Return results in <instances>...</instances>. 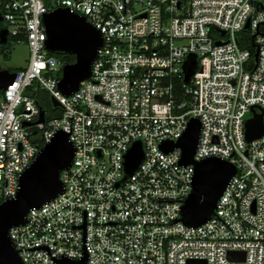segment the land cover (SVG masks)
Returning a JSON list of instances; mask_svg holds the SVG:
<instances>
[{
  "label": "built area",
  "instance_id": "2783aa9c",
  "mask_svg": "<svg viewBox=\"0 0 264 264\" xmlns=\"http://www.w3.org/2000/svg\"><path fill=\"white\" fill-rule=\"evenodd\" d=\"M56 8L102 35L90 76L69 96L58 89L63 64L45 45L43 16ZM0 16L8 44L29 49L0 98V202L15 196L56 131L74 146L63 191L9 229L23 264H264V133L244 135L253 106L264 122V0H0ZM190 55L197 67L185 82ZM35 86L59 115L45 116ZM192 118L200 122L193 159L236 169L196 227L179 220L194 167L180 162L179 148L160 147ZM136 141L143 157L125 177Z\"/></svg>",
  "mask_w": 264,
  "mask_h": 264
},
{
  "label": "water",
  "instance_id": "95a60500",
  "mask_svg": "<svg viewBox=\"0 0 264 264\" xmlns=\"http://www.w3.org/2000/svg\"><path fill=\"white\" fill-rule=\"evenodd\" d=\"M46 29V49L52 53L72 55L74 60L62 66L58 89L69 96L78 89L79 83L91 74L97 50L102 44L101 33L87 23L84 17L71 13L67 8H56L43 16ZM248 24L245 25L247 27ZM9 37L0 16V48L8 45ZM257 54L255 53V57ZM197 67L194 55L188 56L184 64V81L188 82ZM14 72L0 69V91L12 83ZM54 107L58 102L51 97ZM259 110V112L256 111ZM252 116L245 121V140L247 142L264 133L262 110L251 108ZM43 120V111L39 121ZM28 125V123H23ZM200 132L199 120L192 118L182 136L175 142H163L164 151L173 148L181 150L182 164H192L194 175L192 188L181 207L179 220L186 226H200L214 213L216 202L224 191L236 169L234 164L218 157H206L199 161L193 159ZM74 155V146L68 133L55 132L37 153L32 163L21 173L15 196L0 202V264H23L9 237V229L25 223L31 208H37L63 191L60 178L62 170L68 168ZM143 157L139 141L133 143L124 156L125 177L129 176ZM243 252H229V259H243ZM57 264H86L85 258L71 260L60 258ZM188 264H205L204 261H190Z\"/></svg>",
  "mask_w": 264,
  "mask_h": 264
},
{
  "label": "rangeland",
  "instance_id": "374dc122",
  "mask_svg": "<svg viewBox=\"0 0 264 264\" xmlns=\"http://www.w3.org/2000/svg\"><path fill=\"white\" fill-rule=\"evenodd\" d=\"M6 56L4 53H0V68L8 69L10 72H14L17 69L24 67L29 59V49L24 42H18L14 44H8L6 46ZM2 96V91H0V98ZM47 103L46 117H50L55 110L51 103L50 97Z\"/></svg>",
  "mask_w": 264,
  "mask_h": 264
},
{
  "label": "trees",
  "instance_id": "16d2710c",
  "mask_svg": "<svg viewBox=\"0 0 264 264\" xmlns=\"http://www.w3.org/2000/svg\"><path fill=\"white\" fill-rule=\"evenodd\" d=\"M6 46L3 48H0V53H4V55L6 56L5 52H6ZM55 57L58 58V60L62 63H70L73 62L74 58L72 55L69 54H65V53H57V54H53ZM30 90L33 92L37 102L40 104V106L43 109L47 108V103L49 101L48 95L47 93H45L43 90L39 89L38 87H31ZM52 115L51 116H57L59 115V110L57 108H55V110L52 111Z\"/></svg>",
  "mask_w": 264,
  "mask_h": 264
},
{
  "label": "flooded vegetation",
  "instance_id": "af4514ba",
  "mask_svg": "<svg viewBox=\"0 0 264 264\" xmlns=\"http://www.w3.org/2000/svg\"><path fill=\"white\" fill-rule=\"evenodd\" d=\"M0 69H2V68H0Z\"/></svg>",
  "mask_w": 264,
  "mask_h": 264
}]
</instances>
